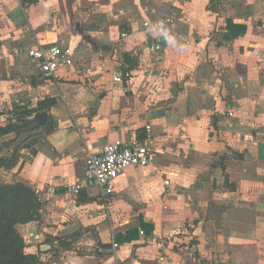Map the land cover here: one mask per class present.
<instances>
[{"label": "crops", "instance_id": "1", "mask_svg": "<svg viewBox=\"0 0 264 264\" xmlns=\"http://www.w3.org/2000/svg\"><path fill=\"white\" fill-rule=\"evenodd\" d=\"M38 43L70 48L73 64L42 80L14 53ZM13 108L51 122L26 131L6 176L57 187L27 252L90 227L106 253L56 249L61 264H264V0H0L1 123ZM147 134L160 152L118 176L110 216L95 188L64 195L87 151Z\"/></svg>", "mask_w": 264, "mask_h": 264}, {"label": "built area", "instance_id": "2", "mask_svg": "<svg viewBox=\"0 0 264 264\" xmlns=\"http://www.w3.org/2000/svg\"><path fill=\"white\" fill-rule=\"evenodd\" d=\"M169 21L167 15L163 12L158 13L155 21H144L141 30L146 41L154 37L159 29H164V25ZM120 37L125 39L126 33H121ZM152 51H159V43H151ZM17 55H26L30 60L36 61L39 66L40 78L49 80L55 77L61 67H70L74 62V54L70 48L59 44L38 43L32 46H21L14 50ZM157 142L153 136L147 134L145 138H130L127 141L106 142L97 150H89L85 155V166L82 177H76L75 180L66 185L64 195L67 198H77L81 192H88L95 188L100 200V211L109 215L114 210L116 203L115 182L118 176L128 167L146 168L153 165V162L159 153ZM154 172L162 177L166 173L154 169ZM164 185H169V179L164 178ZM34 194L42 205L39 216L46 215V206L57 195L55 185H46L34 189ZM50 222H54L50 218ZM110 252L115 257L118 243L115 238L113 227L110 229ZM112 264H121L115 257Z\"/></svg>", "mask_w": 264, "mask_h": 264}, {"label": "trees", "instance_id": "3", "mask_svg": "<svg viewBox=\"0 0 264 264\" xmlns=\"http://www.w3.org/2000/svg\"><path fill=\"white\" fill-rule=\"evenodd\" d=\"M11 112L12 117L8 119V122L4 126L0 124V137L9 133H15L17 135L23 126H26L24 129L29 132L40 125L36 119H27L26 116L30 114L28 110H15L13 108ZM47 121L45 124L51 123ZM32 123H34V126L29 127ZM27 138L21 143H18L17 146L15 145V148L8 156L1 153L4 144V147H6L8 142L4 140L0 141V167H5L9 170L16 166L19 157L16 151L23 145ZM16 180L10 185L0 182V264H46L40 259L39 255H46L52 252L54 258H57L58 250L52 248L47 251H42L38 247L36 253L27 252V245H25L23 238L16 229H14V225L18 220H13L8 226L9 222L6 223L8 218L2 214L4 210H21L27 206L35 210L39 207V201L34 194L33 188L23 180ZM12 184L15 185L13 186ZM34 219V217H31L26 223ZM141 224H143L142 221Z\"/></svg>", "mask_w": 264, "mask_h": 264}, {"label": "rangeland", "instance_id": "4", "mask_svg": "<svg viewBox=\"0 0 264 264\" xmlns=\"http://www.w3.org/2000/svg\"><path fill=\"white\" fill-rule=\"evenodd\" d=\"M11 117H12L11 114L7 115L6 119L2 120V123L0 121V124L1 125L3 124L4 126L8 122V119ZM31 126H34V123L30 124L29 127ZM25 127L26 126H23V128L20 129L19 134L17 135L15 133H9V134L4 135L3 140L7 141L8 145L4 147L5 146L4 144L3 149L9 147L12 144H15L17 146L18 143H21L25 138L29 137V136H25L26 135V130L24 129ZM12 169L13 168L7 170L5 167H0V182L6 183V185H10L14 181H17L16 179H10V178L8 179L6 177L8 176L7 173L11 172ZM12 185L14 186L15 184H12ZM37 210L38 209L33 210V208H30L27 206L26 208L23 207V209L21 210H18V209L7 210V211L4 210L2 214L5 215L6 218H8V221H6V223L9 222L8 226L13 220H18L14 225V229H16V231L22 237L21 232H20L21 226L27 223H30V222H34L35 219H40ZM31 217H34L35 219L26 223V221ZM42 228H44V226H42ZM94 232L95 231L90 227L82 228L64 237H57L56 239H52L53 237L46 238L44 240L45 243L43 244L45 245L46 243L52 244L54 245V247H56L55 249H72L73 248L74 250L77 251V253H81V254H87V253L91 254L96 251L100 253H104V252L106 253V250L101 245H97L95 243L96 241L94 240H96V234ZM47 250L49 249H46L44 251H47ZM39 257L41 260L42 258L51 260V262L47 260H42L46 264H61L62 263L61 258L60 257L54 258L53 253L51 254L49 253L47 256L41 254L39 255Z\"/></svg>", "mask_w": 264, "mask_h": 264}, {"label": "water", "instance_id": "5", "mask_svg": "<svg viewBox=\"0 0 264 264\" xmlns=\"http://www.w3.org/2000/svg\"><path fill=\"white\" fill-rule=\"evenodd\" d=\"M40 124H45L47 120L46 112H41L36 116H33ZM80 121H87L86 117H80ZM78 126L85 127L86 125L82 123H77ZM21 235L24 239L25 245L37 243L39 241V233H38V225L35 222H31L29 224L22 225L20 228ZM49 245H43L40 247L42 251L48 249Z\"/></svg>", "mask_w": 264, "mask_h": 264}]
</instances>
